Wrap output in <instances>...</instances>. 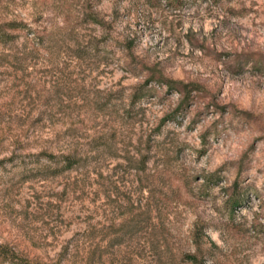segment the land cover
Here are the masks:
<instances>
[{"label":"rangeland","instance_id":"1","mask_svg":"<svg viewBox=\"0 0 264 264\" xmlns=\"http://www.w3.org/2000/svg\"><path fill=\"white\" fill-rule=\"evenodd\" d=\"M10 22L0 264H264V0H0Z\"/></svg>","mask_w":264,"mask_h":264},{"label":"trees","instance_id":"2","mask_svg":"<svg viewBox=\"0 0 264 264\" xmlns=\"http://www.w3.org/2000/svg\"><path fill=\"white\" fill-rule=\"evenodd\" d=\"M25 25L22 23H17V22H10V23H3L0 24V43L6 44L11 42L12 40L15 39V35H13V32L16 31H22L25 29ZM171 88H173V86L171 85ZM45 156L49 157L50 159H57V156L52 155V154H47L44 153ZM64 159L65 161V165L64 168L65 170H72L73 168H75V166L77 164H79L81 161L80 159H78L77 157L70 155V156H63L61 157ZM8 249L6 246H2L0 245V260H7L8 259ZM10 259L12 260L13 258L16 257V255L14 253H12L10 255ZM19 264H29L28 260L25 259H21V262Z\"/></svg>","mask_w":264,"mask_h":264}]
</instances>
